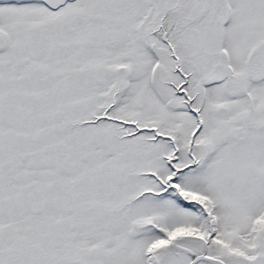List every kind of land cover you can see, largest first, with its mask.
I'll list each match as a JSON object with an SVG mask.
<instances>
[{"label": "snow or ice", "instance_id": "1", "mask_svg": "<svg viewBox=\"0 0 264 264\" xmlns=\"http://www.w3.org/2000/svg\"><path fill=\"white\" fill-rule=\"evenodd\" d=\"M0 264H264V0H0Z\"/></svg>", "mask_w": 264, "mask_h": 264}]
</instances>
